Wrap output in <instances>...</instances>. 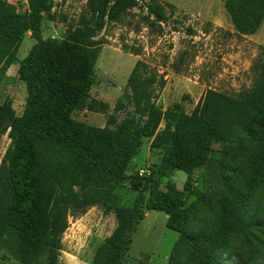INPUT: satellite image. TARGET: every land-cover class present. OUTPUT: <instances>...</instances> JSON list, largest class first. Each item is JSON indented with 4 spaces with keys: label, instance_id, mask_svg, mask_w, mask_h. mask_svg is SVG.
Returning a JSON list of instances; mask_svg holds the SVG:
<instances>
[{
    "label": "trees",
    "instance_id": "obj_1",
    "mask_svg": "<svg viewBox=\"0 0 264 264\" xmlns=\"http://www.w3.org/2000/svg\"><path fill=\"white\" fill-rule=\"evenodd\" d=\"M53 3L28 0V10L20 13L0 0V87L24 37L30 32L36 41L18 70L28 92L23 113L17 115L11 100L0 104V135L9 131L11 140L0 165V248L11 240L20 264H58L69 216L100 206L116 214L117 226L92 264H122L130 233L151 211L165 213L167 228L179 234L169 264L186 246L190 264H264V205L255 212L251 194L264 189V59L255 64L257 77L245 95L209 89L190 114L180 105L163 110L155 103V90L166 80L138 61L128 87L140 119H126L120 133L94 128L72 115L85 106L95 83L104 44L98 35L138 6L147 11V27L160 29L169 20L166 8L174 6L161 0H88L76 26L61 39L45 40L42 22ZM225 9L240 35H254L264 22V0H226ZM146 140L163 151L161 161L149 176H131L130 164ZM236 156L247 163L239 178L228 164ZM200 169L216 200L212 236L189 231L197 223L185 196L190 182L185 190L173 181L162 184L175 171L190 180ZM129 179L140 182L133 206L114 208L117 187ZM194 195L204 202L203 192ZM230 237L249 246L220 260Z\"/></svg>",
    "mask_w": 264,
    "mask_h": 264
},
{
    "label": "rangeland",
    "instance_id": "obj_2",
    "mask_svg": "<svg viewBox=\"0 0 264 264\" xmlns=\"http://www.w3.org/2000/svg\"><path fill=\"white\" fill-rule=\"evenodd\" d=\"M7 1L15 4L20 13L28 10V0ZM87 1L54 0L52 10L44 15L43 38H63L67 30L76 26L85 15ZM161 1L174 6V9H166L169 20L160 29L147 27L143 22L147 11L138 6L121 22L109 25L98 35L97 38H103L104 44L96 65L95 83L85 106L74 111V120L118 133L126 119L135 116L139 120L140 116L130 102L128 87L129 76L138 61L146 62L160 76H164L165 86L162 89L157 87L154 99L163 110L180 105L190 114L209 89L240 98L254 86L257 77L254 66L264 59V22L254 35H240L225 9L226 0ZM35 43L29 32L0 87V104L11 100L17 115L23 113L28 97L26 84L19 79L18 70L20 62L27 57ZM164 126L165 123L161 128ZM8 132L0 135V165L11 142ZM162 156L163 151L153 149L151 141L146 140L130 164L128 174L149 176L159 165ZM228 164L235 170L237 178L247 165L238 156L229 159ZM203 172V169L195 171L189 180L184 172L175 171L171 177L162 179V184L165 186L173 181L185 190L187 181L190 182L191 187L185 190V196L187 205L194 208L193 216L197 223L193 222L189 231L212 236L208 231L217 217V206L215 197L205 187ZM139 184L133 179L121 183L112 206L131 208L138 196ZM68 186L69 183L64 184L65 188ZM194 191L203 192V203L197 201ZM251 194L253 208L257 212L264 205V189L252 191ZM166 222L165 213L148 212L146 218L130 233L131 244L122 264H169L179 234L168 229ZM116 226V214L113 211L106 214L100 206L78 217L70 215L58 264H92L96 250ZM9 244L14 243L7 241L0 248V264H20ZM248 246V242L239 244L230 237L222 249L220 260L230 251ZM190 248L186 246L180 250L177 261L172 263L190 264Z\"/></svg>",
    "mask_w": 264,
    "mask_h": 264
},
{
    "label": "crops",
    "instance_id": "obj_3",
    "mask_svg": "<svg viewBox=\"0 0 264 264\" xmlns=\"http://www.w3.org/2000/svg\"><path fill=\"white\" fill-rule=\"evenodd\" d=\"M167 9V8H166ZM167 12V11H166ZM164 24V23H163ZM162 25V24H161Z\"/></svg>",
    "mask_w": 264,
    "mask_h": 264
}]
</instances>
